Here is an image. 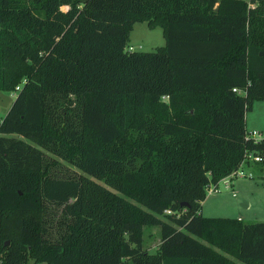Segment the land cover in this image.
I'll return each mask as SVG.
<instances>
[{
  "label": "trees",
  "instance_id": "1",
  "mask_svg": "<svg viewBox=\"0 0 264 264\" xmlns=\"http://www.w3.org/2000/svg\"><path fill=\"white\" fill-rule=\"evenodd\" d=\"M143 20L165 43L126 50ZM0 89L17 91L0 120L6 264H264V220L201 212L246 151L264 161L245 118L264 99V0H0Z\"/></svg>",
  "mask_w": 264,
  "mask_h": 264
},
{
  "label": "rangeland",
  "instance_id": "2",
  "mask_svg": "<svg viewBox=\"0 0 264 264\" xmlns=\"http://www.w3.org/2000/svg\"><path fill=\"white\" fill-rule=\"evenodd\" d=\"M64 9L65 6H62ZM165 43L162 27H150L146 20L136 21L129 33L126 50H154ZM17 91L0 89V120L9 109ZM246 128L248 131H260L264 136V99L253 101L251 109L245 113ZM258 131V132H259ZM32 142V141H30ZM38 146L36 143H34ZM39 147V146H38ZM79 171L76 167H71ZM240 168L244 175L231 178L229 186L224 181L218 182V190L207 192L202 200L201 211L205 216L238 217L246 221L264 220V161L244 162ZM91 180L108 190L116 191L107 182L106 177L89 176ZM160 225H145L142 228V246L154 252L161 241ZM33 258H29V262ZM45 264V262H38Z\"/></svg>",
  "mask_w": 264,
  "mask_h": 264
},
{
  "label": "built area",
  "instance_id": "3",
  "mask_svg": "<svg viewBox=\"0 0 264 264\" xmlns=\"http://www.w3.org/2000/svg\"><path fill=\"white\" fill-rule=\"evenodd\" d=\"M233 90L238 91V92L242 91L241 88H236V87H233ZM258 131L251 130V131H248L249 132L248 134L254 139L262 138L263 135H260L261 132L260 131L258 132ZM261 159H262V156L260 154L254 153L252 151H246L245 154H244V158H243L244 161H246V160L258 161V160H261ZM236 175H244L243 170L240 167L237 168V169H234L231 173H229L228 175L223 177L221 180L224 181L225 186H229L230 183H231V178L233 176H236ZM217 190H218V182L217 183H210L206 187V191L209 192V193L217 191ZM0 264H6L5 263V259H4V257L2 256L1 253H0Z\"/></svg>",
  "mask_w": 264,
  "mask_h": 264
},
{
  "label": "water",
  "instance_id": "4",
  "mask_svg": "<svg viewBox=\"0 0 264 264\" xmlns=\"http://www.w3.org/2000/svg\"><path fill=\"white\" fill-rule=\"evenodd\" d=\"M181 205H187V202L182 201V202H181Z\"/></svg>",
  "mask_w": 264,
  "mask_h": 264
},
{
  "label": "crops",
  "instance_id": "5",
  "mask_svg": "<svg viewBox=\"0 0 264 264\" xmlns=\"http://www.w3.org/2000/svg\"><path fill=\"white\" fill-rule=\"evenodd\" d=\"M202 212V211H201ZM238 218H241L240 216H238Z\"/></svg>",
  "mask_w": 264,
  "mask_h": 264
}]
</instances>
